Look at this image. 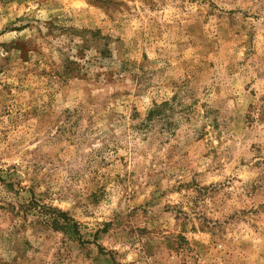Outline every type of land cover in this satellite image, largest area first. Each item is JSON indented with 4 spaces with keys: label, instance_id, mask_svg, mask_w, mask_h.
<instances>
[{
    "label": "rangeland",
    "instance_id": "obj_1",
    "mask_svg": "<svg viewBox=\"0 0 264 264\" xmlns=\"http://www.w3.org/2000/svg\"><path fill=\"white\" fill-rule=\"evenodd\" d=\"M0 177V264H264V0H0Z\"/></svg>",
    "mask_w": 264,
    "mask_h": 264
},
{
    "label": "trees",
    "instance_id": "obj_2",
    "mask_svg": "<svg viewBox=\"0 0 264 264\" xmlns=\"http://www.w3.org/2000/svg\"><path fill=\"white\" fill-rule=\"evenodd\" d=\"M159 107H156L155 110H153V112H156L158 111ZM0 181L4 182L1 177H0ZM61 218H63L65 220V224L67 225L69 219L67 218L66 215L63 214V216H61ZM47 223L51 224V226L54 228V229H63V225H60V222H57V220L55 218H49L47 219L46 221ZM65 225V226H66Z\"/></svg>",
    "mask_w": 264,
    "mask_h": 264
}]
</instances>
